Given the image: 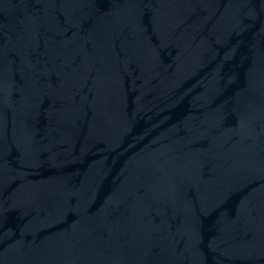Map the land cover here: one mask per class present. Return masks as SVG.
Masks as SVG:
<instances>
[{"label":"water","instance_id":"water-1","mask_svg":"<svg viewBox=\"0 0 264 264\" xmlns=\"http://www.w3.org/2000/svg\"><path fill=\"white\" fill-rule=\"evenodd\" d=\"M0 264H264V0H0Z\"/></svg>","mask_w":264,"mask_h":264}]
</instances>
